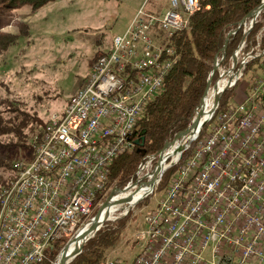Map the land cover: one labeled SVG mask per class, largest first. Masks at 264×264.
Listing matches in <instances>:
<instances>
[{
  "label": "built area",
  "instance_id": "2783aa9c",
  "mask_svg": "<svg viewBox=\"0 0 264 264\" xmlns=\"http://www.w3.org/2000/svg\"><path fill=\"white\" fill-rule=\"evenodd\" d=\"M202 1L168 0L160 13L138 8L93 62L70 110L32 138L30 159L15 162L0 188V264H38L88 221L97 196L107 193L111 162L134 148L137 119L176 62L171 38ZM244 46L242 39L231 66L218 73V91L234 86L260 55L255 48L242 54ZM241 97L198 133L134 234L137 251L126 264H264V79Z\"/></svg>",
  "mask_w": 264,
  "mask_h": 264
},
{
  "label": "trees",
  "instance_id": "16d2710c",
  "mask_svg": "<svg viewBox=\"0 0 264 264\" xmlns=\"http://www.w3.org/2000/svg\"><path fill=\"white\" fill-rule=\"evenodd\" d=\"M52 1L55 0H0V14H7L10 10L23 6H29L32 11H37ZM260 3L261 0H203L201 8L190 16L188 25L174 33L170 45L176 51V62L165 76L161 91L146 103L141 116L137 119L132 135L134 148L119 154L111 162L107 193L105 196H97L94 208L86 221L95 214L99 204L105 201L111 189H123L130 181H134L138 166L153 155H155L153 159L155 161L164 143L190 125L195 116L204 83L213 68L215 57L224 44L227 32L246 12ZM19 36L21 34L0 35V53L8 50L20 38ZM242 39L245 40L242 54L251 51L254 47H257L260 53L264 51V12L255 19L252 28L246 34H244V27L241 26L228 44L225 52L226 68L231 66L232 54ZM252 52L256 50L253 49ZM217 77L213 78L212 84ZM245 77L248 78L247 82H244ZM263 78L264 54L255 56L244 65L241 77L234 86L223 92L213 117L202 126L199 136L215 121L218 114L239 100L243 94H249L259 79ZM9 105L12 103L9 102ZM23 116L18 124L17 118L5 120L0 117V135L13 133L16 138L14 145L19 147L28 146L27 134H33L36 129L35 134H40L45 127V124L36 117L25 114ZM30 122L36 125L31 124L28 127V133H23V128H26ZM194 144L195 141L183 151L174 165L164 171L154 191H163L166 188L178 167L190 157ZM0 169L12 172V175L7 178L0 174L1 188L8 185L13 177L12 161L5 156L0 157ZM147 199L148 197H145L139 204L147 203ZM128 219L129 215H125L114 221L106 220L84 243L81 252L68 264H102L106 259L107 251L116 244L126 228ZM66 242L67 239L63 238L54 243L46 250L44 260L38 264H54Z\"/></svg>",
  "mask_w": 264,
  "mask_h": 264
},
{
  "label": "rangeland",
  "instance_id": "374dc122",
  "mask_svg": "<svg viewBox=\"0 0 264 264\" xmlns=\"http://www.w3.org/2000/svg\"><path fill=\"white\" fill-rule=\"evenodd\" d=\"M142 6L148 12L160 13L168 7V0H55L37 11L23 6L0 14V35L21 34L8 50L0 53V117L5 120L17 118L18 124L25 114L46 125L52 116L63 113L70 97L87 78L97 56L111 49L113 36L125 30ZM252 24L246 21L242 27L249 31ZM254 48L256 54L263 55ZM247 80L245 77L244 82ZM213 100L209 92L210 107ZM31 124L23 128V133H28ZM35 133L37 129L33 134H27L28 146L25 147L14 145L13 133L0 135V157L5 156L13 164L29 160ZM153 159L149 157L141 163V170V164L138 166L136 179L157 164L158 158ZM0 174L7 178L12 172L0 169ZM142 181L141 185L145 179ZM158 183L154 185L153 193L146 196L147 203L139 204L144 197L132 206L117 207L109 220L125 215H129V219L116 244L107 251L106 258L123 260L126 264L135 254L134 234L163 194L154 191ZM119 193L116 191L114 195Z\"/></svg>",
  "mask_w": 264,
  "mask_h": 264
},
{
  "label": "water",
  "instance_id": "95a60500",
  "mask_svg": "<svg viewBox=\"0 0 264 264\" xmlns=\"http://www.w3.org/2000/svg\"><path fill=\"white\" fill-rule=\"evenodd\" d=\"M262 12H264V0H262L261 3L257 7L246 12L243 15V17L234 25V27L231 28L227 32V34L225 36L224 44L219 51L218 58L215 59V61L213 63V68H212L211 72L208 75V78L206 79V81L204 83L202 95H201L200 101H199V103L195 109V116H194L192 122L190 123V125L185 130L177 133L170 141H167L164 143L162 149L157 153V157H158L157 164L152 169H150V170H153L154 175L152 176L150 181L147 183V185L149 186V189H147L139 198H137L133 204L137 203L139 200L143 199L144 197H146L152 193L154 185L158 181H160L164 171H166L169 167L174 165L179 160L183 151H185L190 146L192 141H194V139L196 138V136L200 132L202 126L211 119L215 110L218 107L222 93L227 89V87H224L221 91H218L217 90V84H216L217 81L213 85H211L213 78L224 67L226 48H227L228 44L231 42V40L234 38V36L237 33V31L239 30V28L246 21H251L254 24L255 19ZM253 24H252V26H253ZM247 32H248V30H247ZM233 62H234V64L236 63L235 58H233ZM210 88L213 91H215L216 94L214 95V100H213L212 106H211L210 111H209L210 116L208 118H204L203 117V110L201 109V104L203 102L204 97L209 93ZM185 137H186L185 141H183L178 147L173 148V144L175 142L183 140ZM152 157H155V155H153ZM156 169H157V172H155ZM145 175H143L142 177H144ZM142 177L136 179L133 182L128 183L123 189L116 188V190L111 191L110 194L108 195V197L105 199V201L99 205L95 214L84 224V226L87 224H90V227L86 231V233L84 235H82L81 237H79V230H80L79 229L75 233V235L71 239H69L66 242V244L63 246V248L61 249L60 253L57 256L56 261L59 263L61 262L62 264H68L75 256H77L81 252L84 243L99 230V228L103 225V223L106 220H109L108 218L107 219L102 218L101 214H102L103 209L110 207V206H119V205H125V204L128 205L130 203L132 197H133L135 190H136L135 188L139 187L143 183ZM116 191L120 192V193L124 192L125 195L121 198H116V196H118V195H114V193ZM81 238L84 239V242L82 243L80 249L70 259H68V247H69L70 243L72 241H76V240H79Z\"/></svg>",
  "mask_w": 264,
  "mask_h": 264
},
{
  "label": "bare ground",
  "instance_id": "6f19581e",
  "mask_svg": "<svg viewBox=\"0 0 264 264\" xmlns=\"http://www.w3.org/2000/svg\"><path fill=\"white\" fill-rule=\"evenodd\" d=\"M210 92V91H209ZM211 96V95H210ZM210 105H209V93L204 97L203 102L201 104V109L203 110V117L204 118H208L210 116ZM70 110V102H68V104L66 105V108L64 111H69ZM186 140V137L183 140L178 141V143L176 145L173 144V147L176 148L180 145V142H183ZM155 172H157V169L155 170ZM153 170L150 171V173L146 174L144 177H142V180L145 179V183L143 185H140L139 187L135 188V192L133 194V197L130 201V203L128 205H131L134 203V201L139 198L147 189H149V186L147 185V183L150 181V179L152 178L153 174ZM125 195L124 192H121L118 194V196H116V198H121ZM118 206H110L107 208H104L102 211V218H108L111 219L112 215L115 213V211L117 210ZM125 207V206H124ZM90 224L85 225L83 228H81L79 230V237H81L82 235H84L86 233V231L89 229ZM84 242V239H79L76 241H72L68 247V259H70L74 254H76V252L80 249L82 243ZM55 264H62L61 262H57Z\"/></svg>",
  "mask_w": 264,
  "mask_h": 264
},
{
  "label": "crops",
  "instance_id": "0c3cea01",
  "mask_svg": "<svg viewBox=\"0 0 264 264\" xmlns=\"http://www.w3.org/2000/svg\"><path fill=\"white\" fill-rule=\"evenodd\" d=\"M83 83H84V81H83ZM83 83H82V84H83ZM82 84L80 85V87L82 86ZM80 87H79V88H80Z\"/></svg>",
  "mask_w": 264,
  "mask_h": 264
}]
</instances>
